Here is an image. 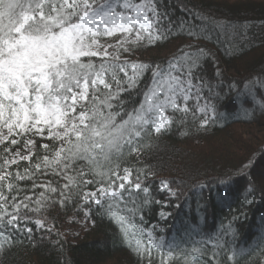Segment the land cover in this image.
I'll list each match as a JSON object with an SVG mask.
<instances>
[{"label":"snow or ice","instance_id":"obj_1","mask_svg":"<svg viewBox=\"0 0 264 264\" xmlns=\"http://www.w3.org/2000/svg\"><path fill=\"white\" fill-rule=\"evenodd\" d=\"M182 11L189 19L176 25L164 0H0V264H8L22 235L32 240L31 224L46 228L30 213L53 205H73L85 219L95 206L118 225L136 264L154 259L156 264H240L241 258L264 251V236L255 248H236L219 235L197 240L200 232L194 227L168 239L155 236V225L143 226L140 213L154 200L151 185L141 179L143 170L123 166L125 158H139L153 137L189 116L197 131L207 130L217 116L216 100L225 97L199 75L204 48L181 49L166 65L133 57L176 30L201 39L209 29L236 33L245 27ZM148 73L150 83L140 89ZM257 85L264 88V81H248L237 94L235 102L246 116L257 105L264 112ZM133 96L140 97L138 103H129ZM245 97L252 109L244 108ZM256 163L251 158L241 162L220 183L250 175ZM49 175L58 178L56 186L41 179ZM23 181H31L30 189L20 187ZM170 185L160 181L159 191L175 197ZM259 187L264 192V176ZM36 189L42 191L36 195ZM27 191L32 195H20ZM243 191L247 199L256 185L249 181ZM154 202L162 205L159 216L166 220V201ZM231 231L229 225L224 234Z\"/></svg>","mask_w":264,"mask_h":264},{"label":"trees","instance_id":"obj_2","mask_svg":"<svg viewBox=\"0 0 264 264\" xmlns=\"http://www.w3.org/2000/svg\"><path fill=\"white\" fill-rule=\"evenodd\" d=\"M182 9L245 27L238 28L236 33L231 29L226 33L209 29V34L201 39L176 30L133 59L166 65L174 54H181V49L204 48L206 59L199 75L225 98L216 100L217 116L207 130L197 131L189 116L186 123H174L158 139L153 137L151 146L145 148L139 158L126 157L123 166L143 170L141 179L145 185H151L153 203L140 215L145 228L156 226L157 238L178 239L187 228L194 227L200 232L195 237L197 240L219 235L230 246L255 248L264 232V192L259 187L264 176V159H261L264 156V112L257 105L255 111L246 116L235 100L237 94L244 91L246 82L264 81V0H164V10L172 13L171 19L176 25L182 19H189V12ZM192 21L196 25L201 23L195 16ZM217 69L221 73L219 77ZM150 75L146 74L140 89L146 90ZM254 90L257 100L264 102V88L257 85ZM128 99L129 103H138L140 97ZM243 106L252 109L251 99L245 97ZM179 116L177 114V119ZM249 158L257 161L250 175L235 177L227 185L220 183ZM41 179L50 180L56 186L58 178L49 175ZM162 180L171 182L175 197L159 191ZM249 181L256 185V191L245 199L243 190ZM19 183L21 188L31 187V181ZM40 191L42 189H36V195ZM25 194L32 195V192L20 193ZM156 199L167 203V207H163L170 213L166 220L159 216L162 205L156 204ZM83 208L88 210L89 206L83 205ZM30 215L43 219L46 228L36 229L35 224H31L32 240L22 235V242L17 241L8 256V264H136V258L120 239L118 225L100 216L95 206L91 207L90 219H85L84 211L73 205L65 209L53 205ZM136 221L140 222L139 217ZM229 225L232 231L225 235L224 230ZM47 227L52 231H47ZM146 239L145 235V242ZM153 264H156L155 259ZM240 264H264V251L257 250L248 259L241 258Z\"/></svg>","mask_w":264,"mask_h":264},{"label":"rangeland","instance_id":"obj_3","mask_svg":"<svg viewBox=\"0 0 264 264\" xmlns=\"http://www.w3.org/2000/svg\"><path fill=\"white\" fill-rule=\"evenodd\" d=\"M229 1H239V0H229ZM247 99H248V97H247ZM263 234H264V232L262 231V236H263ZM181 236H183V234Z\"/></svg>","mask_w":264,"mask_h":264}]
</instances>
